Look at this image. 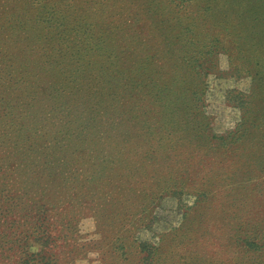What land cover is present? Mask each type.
I'll use <instances>...</instances> for the list:
<instances>
[{"label":"rangeland","instance_id":"1","mask_svg":"<svg viewBox=\"0 0 264 264\" xmlns=\"http://www.w3.org/2000/svg\"><path fill=\"white\" fill-rule=\"evenodd\" d=\"M262 123L264 0H0V264H264Z\"/></svg>","mask_w":264,"mask_h":264},{"label":"trees","instance_id":"2","mask_svg":"<svg viewBox=\"0 0 264 264\" xmlns=\"http://www.w3.org/2000/svg\"><path fill=\"white\" fill-rule=\"evenodd\" d=\"M215 67V66H214ZM213 69V68H212ZM212 69L211 70H209L208 72H207V74H209V73H211L212 72ZM245 104H243V109L245 108V106H244ZM255 121V120H254ZM251 123H253V120H251V122H250V124ZM262 124H264V123H262ZM262 125H258L257 127H261ZM215 138L217 137L216 135L214 136ZM218 140H220L221 142H223V141H225V140H227V137L225 136V135H221V136H219L218 137ZM245 246H247L248 248H250L251 250L253 249V250H255V251H258V252H260L261 251V249L263 248V246H264V241H258V240H254V239H248V240H245ZM154 248L155 247H153V246H151V244L150 245H146V244H143V248H142V250L143 251H147V258H153L154 256V254H155V251H154Z\"/></svg>","mask_w":264,"mask_h":264}]
</instances>
